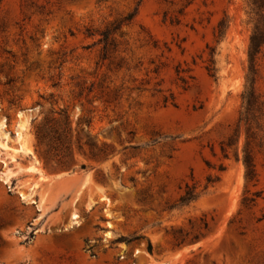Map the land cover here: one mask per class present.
Listing matches in <instances>:
<instances>
[{
	"label": "rangeland",
	"instance_id": "rangeland-1",
	"mask_svg": "<svg viewBox=\"0 0 264 264\" xmlns=\"http://www.w3.org/2000/svg\"><path fill=\"white\" fill-rule=\"evenodd\" d=\"M250 12L249 0H0V120L38 109L31 156L0 137L16 174L6 183L0 162V264H264V155L247 187L221 151L242 112ZM258 69L264 96V51ZM243 146L244 133L240 158ZM187 185L199 198L181 207Z\"/></svg>",
	"mask_w": 264,
	"mask_h": 264
},
{
	"label": "trees",
	"instance_id": "trees-1",
	"mask_svg": "<svg viewBox=\"0 0 264 264\" xmlns=\"http://www.w3.org/2000/svg\"><path fill=\"white\" fill-rule=\"evenodd\" d=\"M251 12V20L254 23V30L250 38L249 46V75L247 76V86L243 93V105L242 112L239 119V123L235 133L221 145V151L225 159L230 157V152L234 151L236 160L242 161L245 168V180L247 187L258 186L260 182V176L257 168L258 155H264V96L259 92L257 85L259 82V69L258 60L260 55L264 51V0H249ZM216 38L218 42L221 41L227 30V20L224 19L218 26ZM210 65L207 67V71L211 77L216 78V62L215 53L216 49L210 48ZM68 128L70 134L73 132L72 121L69 116H66ZM244 133V146L242 149L243 157L240 158V141ZM37 139L39 144L43 143V129L39 128L37 131ZM79 151H82V146L79 147ZM73 150L71 149V155L73 156ZM74 157V156H73ZM41 159L46 163L48 168L49 160L46 156L41 155ZM68 166L67 169H70ZM85 169V166H83ZM260 193H256L254 197L245 196L243 199V205L249 207L251 204H255L257 198H260ZM199 198L197 193V187L186 186L184 194L179 200L181 207H186L196 202Z\"/></svg>",
	"mask_w": 264,
	"mask_h": 264
},
{
	"label": "bare ground",
	"instance_id": "bare-ground-1",
	"mask_svg": "<svg viewBox=\"0 0 264 264\" xmlns=\"http://www.w3.org/2000/svg\"><path fill=\"white\" fill-rule=\"evenodd\" d=\"M37 111L38 109H29L18 113L15 123L13 122L14 125L12 126L9 125V122L4 117L0 120V137L2 140L1 144L4 150H13L9 145L11 143H15L19 146L17 150H13L16 155H32V150L29 142V127L32 117ZM12 161L16 162V159L14 158ZM0 162H2V164L4 165L2 168L3 172L1 174L2 179H4L6 183H9L16 176V174L10 169V163H8L5 159L0 160ZM29 170L38 172V169L35 167H32ZM46 179L47 178H45V180ZM23 197L25 196L23 195ZM71 222L72 226L80 225V222L78 221V215H73Z\"/></svg>",
	"mask_w": 264,
	"mask_h": 264
}]
</instances>
